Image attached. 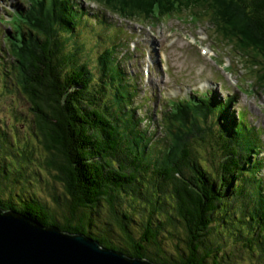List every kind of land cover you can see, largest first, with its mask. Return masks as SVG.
Returning <instances> with one entry per match:
<instances>
[{"label": "trees", "instance_id": "16d2710c", "mask_svg": "<svg viewBox=\"0 0 264 264\" xmlns=\"http://www.w3.org/2000/svg\"><path fill=\"white\" fill-rule=\"evenodd\" d=\"M29 1L12 19L0 18L13 30L0 35V83H11L0 87V103L29 104L12 113L26 133L0 113V208L157 263L153 249L166 253V244L173 264H264L263 140L246 112L237 120L232 97L194 95L170 101L155 132L136 118L119 45L93 56L78 41L73 28L93 26L82 0ZM115 1L99 4L119 15L127 6L139 19L208 20L216 34L234 38L235 51L245 48L252 76L264 78V0ZM245 14L255 29L249 46L230 28L240 29ZM34 152L42 154L41 185L27 174Z\"/></svg>", "mask_w": 264, "mask_h": 264}, {"label": "rangeland", "instance_id": "374dc122", "mask_svg": "<svg viewBox=\"0 0 264 264\" xmlns=\"http://www.w3.org/2000/svg\"><path fill=\"white\" fill-rule=\"evenodd\" d=\"M102 1L105 4L116 6L115 0H97L96 2L93 0H82V4L89 10L88 15L91 23L96 21L95 15H99L100 17L106 16V21L103 22L106 24V28L101 23L90 26L88 25V21L87 23L85 21L78 25L79 29H77V26L73 28L74 33L79 42L87 43L88 51L96 53L89 54L93 56H96L97 52H101L105 46L111 43L110 35L116 34L117 37H120V41L118 42L122 43L118 49V53L124 54V57L127 54L124 60L127 70H136L133 67H137V62L138 60L140 61V66L136 71L143 73L145 84L146 82L148 84L145 86V91L136 87L135 98L136 102L139 101L144 105L145 110H142L140 113L143 114L146 120L149 116L155 115V122L151 126L154 127L155 132H159L155 128L157 120L160 117H165L169 110L167 103L164 102L167 98L188 97L191 90H197L201 93L206 89V85L204 84L210 79L215 83L212 87L216 86L212 89L221 92V96H234L232 110L236 111L240 109L246 112V114L251 112L247 114L248 119H250L253 125L257 123L259 126L261 125L264 136V78L255 79L256 76H252L249 66L251 63L247 62L243 56L245 48L237 49L238 53H235L227 40L214 34L216 30L212 31L214 28H212L211 23L209 25L207 20L193 24L174 15L164 22H159L156 19L150 20L148 17L147 20L139 19L137 15L126 12L127 6L121 9V15L118 13L113 14L107 10L105 12L102 10L101 4H99ZM29 3L30 1L28 0V3L26 2L25 4ZM18 4L23 5V1L0 0V14L7 13L9 17L5 15V18L9 19L11 13L8 11L7 6L11 5V8H14ZM79 9H81L80 6ZM241 16L242 20L237 21L240 29L232 26L230 28L241 34L245 45L249 46L253 42L251 34L255 31L254 24L251 23L253 21L249 19L251 16L248 14L244 15L246 16L244 19L243 15ZM5 24L7 25L6 27L0 25V34L10 28L7 23ZM130 34L133 35L131 36L133 39L125 41L123 36L127 39ZM194 38H196V43L194 42ZM215 38H217V41H215ZM207 49L208 51H206ZM147 51H149V54ZM213 55L220 58L218 63L212 59ZM246 55L254 57L251 50ZM3 74L12 80L14 88L17 89L18 86L14 80V75L5 71H3ZM133 82L138 83V81ZM251 82H254L256 85H252ZM10 85V81L4 79L0 83V87L4 86V88ZM20 85L23 88L25 87L22 84ZM236 85L242 86L246 94L240 92L236 88ZM159 88L163 92L161 96L160 93L158 94ZM154 89L155 91H153ZM143 93L145 96H141ZM26 102L25 98L15 102L10 98H3L0 103V113L3 118L8 124H14V122L20 124L21 133H26V131L23 130V125L20 121L13 120L12 113L22 108L28 111L29 104ZM145 123L151 124V120L148 119ZM34 146L37 148V144ZM41 157L42 154L40 152H34L33 162L36 164H34V167H28L27 169V174H32L29 175L31 185H41L37 174V172H40L39 168L42 166L40 164ZM262 174H264V170ZM42 184L44 187L43 197L47 198L49 190L44 183ZM156 198L159 199V195ZM157 202L158 200L155 201L156 204ZM158 238L157 244L159 240H162L160 236ZM165 247L166 253L162 252L163 250L153 249L154 255L162 258L160 259L161 261H158L159 264H173L172 260L166 259L169 258L172 251H169L168 245L165 244ZM237 256L235 255L233 259H237ZM228 258H232L231 254ZM246 258H248V254L245 255ZM174 264L180 263L174 262Z\"/></svg>", "mask_w": 264, "mask_h": 264}, {"label": "water", "instance_id": "95a60500", "mask_svg": "<svg viewBox=\"0 0 264 264\" xmlns=\"http://www.w3.org/2000/svg\"><path fill=\"white\" fill-rule=\"evenodd\" d=\"M0 264H159L0 208Z\"/></svg>", "mask_w": 264, "mask_h": 264}, {"label": "bare ground", "instance_id": "6f19581e", "mask_svg": "<svg viewBox=\"0 0 264 264\" xmlns=\"http://www.w3.org/2000/svg\"><path fill=\"white\" fill-rule=\"evenodd\" d=\"M73 1V0H72ZM94 1V0H93ZM74 2V1H73ZM72 2V3H73ZM96 2V1H95ZM77 5V4H76ZM88 10V9H87ZM95 22L94 23H92L93 25H98V23H101V24H103L104 25V28H106V24H104L103 22L104 21H106V16H104V17H100L99 15H95ZM125 19V18H124ZM181 19H183V20H185L186 21V19L185 18H181ZM88 20H89V18H88ZM212 26H213V24H211ZM212 28H214V27H212ZM116 29V28H115ZM8 33H10V32H12L13 30L11 29V28H9L8 30H6ZM212 31H215V28L214 29H212ZM214 34H216V32H214ZM111 36V43H109L107 46H105V47H114V45H119V43L120 42H118V41H120L119 39H120V37H117L116 36V34H114V35H110ZM131 36H133L132 34H130V36L128 37L130 40L131 39H133V37H131ZM3 37H0V39H2ZM116 39V40H115ZM4 43H5V41H4ZM3 43V44H4ZM206 51H208V49L206 50ZM168 112V111H167ZM242 112H244L243 110H242ZM241 113V112H240ZM243 114V113H242ZM244 115V114H243ZM246 115V114H245ZM136 117L139 119V121L140 120H142V122H141V124H143L144 122H146V119L144 118V116H143V114L142 113H140V112H138L137 114H136ZM143 118V119H142ZM253 126V125H252ZM263 153V151H261V155H263L262 154ZM260 154V153H259ZM196 172V171H195Z\"/></svg>", "mask_w": 264, "mask_h": 264}]
</instances>
